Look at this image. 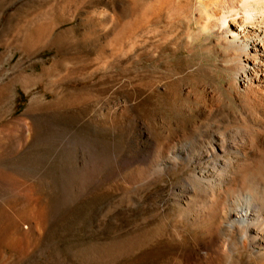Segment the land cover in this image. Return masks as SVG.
<instances>
[{
  "label": "rangeland",
  "instance_id": "rangeland-1",
  "mask_svg": "<svg viewBox=\"0 0 264 264\" xmlns=\"http://www.w3.org/2000/svg\"><path fill=\"white\" fill-rule=\"evenodd\" d=\"M190 15L132 44V0H0V264H252L183 228L188 170L130 183L199 147L196 109L239 132L215 37Z\"/></svg>",
  "mask_w": 264,
  "mask_h": 264
},
{
  "label": "bare ground",
  "instance_id": "bare-ground-1",
  "mask_svg": "<svg viewBox=\"0 0 264 264\" xmlns=\"http://www.w3.org/2000/svg\"><path fill=\"white\" fill-rule=\"evenodd\" d=\"M132 2L134 14H142L141 24L135 20L133 25L132 44L139 32L164 43L192 8L190 16L215 37L221 64L234 85L228 99L242 117H232L239 132L227 137L220 132L223 119L212 118L217 111L196 109L205 128L199 147L185 161L167 164L153 175V166H147L141 175H132L130 183L188 170L181 183L186 195L178 201L177 213L186 232L200 249L210 245L208 252L215 256L229 259L244 252L252 264H264V0H146L141 7L139 0ZM47 32L38 26L34 45ZM152 159L151 164L157 160Z\"/></svg>",
  "mask_w": 264,
  "mask_h": 264
}]
</instances>
